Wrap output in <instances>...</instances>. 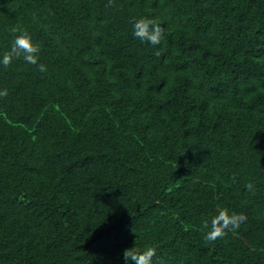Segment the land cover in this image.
Here are the masks:
<instances>
[{
  "label": "trees",
  "instance_id": "16d2710c",
  "mask_svg": "<svg viewBox=\"0 0 264 264\" xmlns=\"http://www.w3.org/2000/svg\"><path fill=\"white\" fill-rule=\"evenodd\" d=\"M108 2L0 0V264H264V0Z\"/></svg>",
  "mask_w": 264,
  "mask_h": 264
},
{
  "label": "clouds",
  "instance_id": "9594fccd",
  "mask_svg": "<svg viewBox=\"0 0 264 264\" xmlns=\"http://www.w3.org/2000/svg\"><path fill=\"white\" fill-rule=\"evenodd\" d=\"M112 0H109L106 7H110ZM133 35L141 42H148L151 45L160 44L164 36V28L156 20L148 17H140L132 22ZM12 32L16 34L10 49L4 52L0 64L5 68L12 62L13 58L23 57L30 63L36 64L40 45L32 42L31 36L23 28H13ZM159 55V53H157ZM40 71H45L43 64L39 66ZM7 89L0 90V97L6 96ZM248 190H253L254 186L251 182L246 185ZM247 219L244 213L232 212L229 214L226 208H221L218 214L213 216L210 221L203 223V228L208 229L204 234L206 241H215L227 235L229 231H235ZM156 255V248L146 246L143 250L136 247L126 248L123 251L125 261H133L134 264H153V257Z\"/></svg>",
  "mask_w": 264,
  "mask_h": 264
}]
</instances>
